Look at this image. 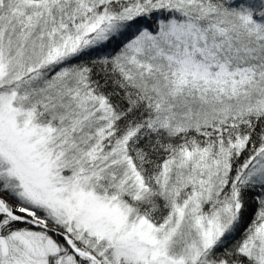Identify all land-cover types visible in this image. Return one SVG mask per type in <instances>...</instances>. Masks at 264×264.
Returning <instances> with one entry per match:
<instances>
[{
    "label": "snow or ice",
    "instance_id": "obj_1",
    "mask_svg": "<svg viewBox=\"0 0 264 264\" xmlns=\"http://www.w3.org/2000/svg\"><path fill=\"white\" fill-rule=\"evenodd\" d=\"M0 264H264V0H0Z\"/></svg>",
    "mask_w": 264,
    "mask_h": 264
}]
</instances>
